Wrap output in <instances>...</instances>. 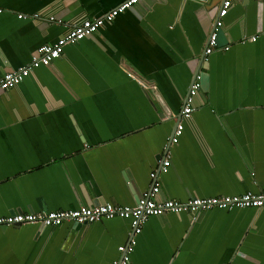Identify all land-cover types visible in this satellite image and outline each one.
<instances>
[{
  "label": "crops",
  "instance_id": "1",
  "mask_svg": "<svg viewBox=\"0 0 264 264\" xmlns=\"http://www.w3.org/2000/svg\"><path fill=\"white\" fill-rule=\"evenodd\" d=\"M122 1L0 0V77ZM221 2L141 0L1 91L0 216L134 205L152 171L157 199L264 192V0H233L206 56ZM131 236L120 216L0 226V264H119ZM136 240L128 264H264V206L151 215Z\"/></svg>",
  "mask_w": 264,
  "mask_h": 264
},
{
  "label": "built area",
  "instance_id": "2",
  "mask_svg": "<svg viewBox=\"0 0 264 264\" xmlns=\"http://www.w3.org/2000/svg\"><path fill=\"white\" fill-rule=\"evenodd\" d=\"M141 0H124L104 15L95 18H84L74 22L68 32L59 37L53 43H45L41 45L30 62L20 68L5 72L0 77V92L7 90L21 83L35 68L49 65L54 59L60 57L64 47L67 44L76 43L83 38L93 34L97 29L106 23L112 22L114 18L126 11L128 8ZM233 0H222L214 20V26L208 37L204 55L208 56L215 50L219 49L218 36L223 25V19L227 15ZM28 14L19 13V17H27ZM31 16H38L37 13ZM52 22H62V19L55 16L49 18ZM254 40L255 37H252ZM225 46L224 49H228ZM200 80L195 79L190 87L189 94L186 98V104L182 110V117L188 118L193 111L192 101L194 95L200 88ZM184 124L179 122L175 131L170 137V143H176L182 134ZM170 150L167 149V155L160 167L161 172H167L171 164ZM151 177L155 180L151 189L143 192L134 205H120L113 203L97 204L92 206L82 205L77 208H65L57 210H42L39 212H15L0 216V226H15L22 224H41L43 226H58L66 221H74L79 224L92 223L103 218H113L116 216L130 218L132 224V236L130 241L119 246L122 252L119 264H128L130 254L134 250L137 243L136 235L141 233L143 225L147 218L151 215H161L165 212L180 213L184 211L197 213L212 207H220L226 209L244 208V207H263L264 192L247 191L243 194H233L224 196H194L189 199H157L156 195L160 189V183L157 180V172L152 171Z\"/></svg>",
  "mask_w": 264,
  "mask_h": 264
},
{
  "label": "water",
  "instance_id": "3",
  "mask_svg": "<svg viewBox=\"0 0 264 264\" xmlns=\"http://www.w3.org/2000/svg\"><path fill=\"white\" fill-rule=\"evenodd\" d=\"M43 226V225H42Z\"/></svg>",
  "mask_w": 264,
  "mask_h": 264
}]
</instances>
